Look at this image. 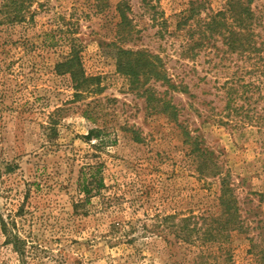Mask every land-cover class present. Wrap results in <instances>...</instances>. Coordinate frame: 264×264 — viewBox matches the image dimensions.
<instances>
[{
    "label": "rangeland",
    "instance_id": "1",
    "mask_svg": "<svg viewBox=\"0 0 264 264\" xmlns=\"http://www.w3.org/2000/svg\"><path fill=\"white\" fill-rule=\"evenodd\" d=\"M243 2L253 14L241 20L228 0H28L20 19L0 0V264H255L264 248V0ZM192 8L202 18L227 8L241 33L229 39L235 47L221 35L202 40L198 17L184 22ZM71 44L102 90L75 97L69 74L55 71ZM119 45L158 55L169 81L120 73ZM229 86L238 107H227ZM195 142L213 159L207 171ZM223 177L241 229L221 243L178 239L183 216L219 213ZM3 220L24 240L23 257Z\"/></svg>",
    "mask_w": 264,
    "mask_h": 264
},
{
    "label": "trees",
    "instance_id": "2",
    "mask_svg": "<svg viewBox=\"0 0 264 264\" xmlns=\"http://www.w3.org/2000/svg\"><path fill=\"white\" fill-rule=\"evenodd\" d=\"M244 0H228V11L235 12V16H238L241 20L244 16L251 18L252 11L249 7L245 5ZM12 3L16 8V17L20 19H25L26 15L30 11L28 0H12ZM200 10L192 8L190 15H188L184 22H187L190 19L197 18L198 30L201 34V39L203 40L206 37H215L221 35L224 37L228 46H234L233 42H230L229 39L233 38L234 35H241L239 32H234L228 26L227 20V8L225 10L218 11L216 13L207 14L205 18L197 16ZM122 17H125V12H122ZM123 21V20H122ZM183 22V23H184ZM114 57L116 59L117 70L129 76L133 82H139L142 77L148 80L150 77L156 78V80H167L169 81L166 75L160 74V60L161 58L149 52L147 49H133L126 48L124 46H117L114 50ZM55 71L59 74H69L73 87L75 88L74 96L79 97L83 93H97L102 90L100 85V76H92L85 72L83 64L81 62L80 49L75 45L71 44L70 50L67 55L62 59V61L57 62L55 65ZM237 93L233 86L227 87V107H238L235 106L234 98ZM150 98H155L154 95L150 94ZM167 107L174 108L173 104L166 102ZM244 108L243 105H241ZM238 110V109H237ZM177 116V112L174 113V117ZM103 128L95 127L90 130V136L99 137L103 132ZM188 137L193 138L187 132ZM133 139L137 142L143 141L142 136L136 130H133ZM197 141V140H196ZM194 149L197 151V156L202 160L199 165V170L204 172L205 169H209V162L213 159L209 154L202 149L197 142L194 144ZM205 162L207 163V168L204 166ZM214 167V166H213ZM89 175L92 176V169L90 168ZM210 172L214 176L220 175L219 168H217V163L215 162V167ZM85 181L87 176L83 177ZM91 181L87 184H84V190L86 192L91 191L90 185ZM221 193L218 197L219 202V213L214 215L206 214H189L185 215L176 223V235L178 239L186 243L195 244L201 241L203 244L209 243H221L226 241L230 236V233L234 230H240L242 227V219L240 214L239 200L235 193V189L231 180L226 177H223L221 180ZM175 214L168 215L167 219L174 218ZM3 230L7 235L8 242L12 243L15 247V250L20 254L21 257L25 254V243L18 234H12L10 228L3 220ZM256 245H252L251 249L254 251ZM256 262L255 264H264V248L255 252Z\"/></svg>",
    "mask_w": 264,
    "mask_h": 264
}]
</instances>
